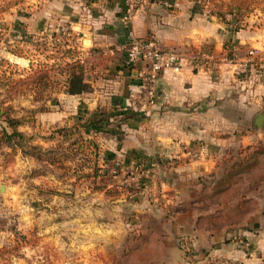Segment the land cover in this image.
I'll return each instance as SVG.
<instances>
[{"label":"crops","instance_id":"0c3cea01","mask_svg":"<svg viewBox=\"0 0 264 264\" xmlns=\"http://www.w3.org/2000/svg\"><path fill=\"white\" fill-rule=\"evenodd\" d=\"M48 1L51 25L61 26L52 29L69 30L88 50L93 90L55 94L37 129L21 130L52 134L76 125L98 156L90 179L83 174L92 172L95 155L87 143L67 169L49 164L42 172V163L21 151L2 161L10 180L4 192L0 184V214L21 205L20 257L49 260L51 253L36 250L50 247L57 258L67 254L65 264H190L179 245L186 236L196 255L264 264L262 11L254 8L234 27L219 9L225 0ZM137 38L187 55L206 51L209 65L165 70L157 100L148 104L140 78L146 63L127 64ZM55 140L43 136L35 144L47 148ZM80 162L86 164L76 170ZM142 179L146 187L134 194Z\"/></svg>","mask_w":264,"mask_h":264},{"label":"rangeland","instance_id":"374dc122","mask_svg":"<svg viewBox=\"0 0 264 264\" xmlns=\"http://www.w3.org/2000/svg\"><path fill=\"white\" fill-rule=\"evenodd\" d=\"M230 1L232 0H225L221 4ZM256 1L259 4L252 5L250 12L257 7L262 11L261 20L256 22L259 29H262V25L264 26V20H262V17L264 18V0ZM51 4L48 0H0V77L2 78V83H5L2 87L0 86V99L7 101V105L12 106V116L28 122V125L36 129L39 123V115L42 113L41 111L44 110V107H49L48 103L53 100L52 98H55L54 95L60 92L62 87L55 84L53 86L49 85L48 88L41 91L33 89L30 83L31 76L35 77L36 72L41 73L43 70L44 73H48L51 78L50 80L56 81L59 85L65 84L66 73L69 70L70 63H73L74 59L68 54L65 55L64 51L71 47V49H74L73 51H76L77 54L79 53L76 56L81 62L87 60L86 54L88 53V50L80 45V40L78 41L76 36L74 37L69 34V30L66 32L67 34L65 33L61 36L60 32L52 29L55 27L58 29L59 24L57 26L51 25ZM225 11L234 27L241 25L240 22H243V14L235 16L236 18L233 19L234 15L228 10H224L223 12ZM248 13L246 12L245 15ZM46 28H49L46 31L51 34L41 36L40 29ZM55 33L57 37L53 36ZM59 43L62 44L60 48L58 47ZM8 79L24 82L20 83L22 85H20L18 90H14L9 85ZM35 97H38L39 100L34 99ZM2 123L6 124L1 121L0 126ZM35 128L32 133H28V135H32L34 138L33 144H35L37 138L40 140L43 136L49 139L51 135L49 132L42 134L40 130L36 131ZM55 138L58 139L55 140L56 144H60L61 142H58L63 140L59 132L55 135ZM62 145L67 144L63 142ZM77 149L75 148V151ZM79 152V155L76 156L77 158L83 155V150ZM17 153L18 151L12 155V150L9 147H4L2 152H0V165L2 161L4 163L13 162ZM69 162L70 160L66 162V168H62L67 169V167L71 166ZM90 162L91 171L94 172L97 162L92 156ZM74 167L76 170L81 168V162L78 165L75 164ZM48 169L51 168H46V170ZM59 173L62 172L60 171ZM59 173L57 175H61ZM9 180L10 178L0 168V184L9 183ZM0 194L1 197L5 196L4 193ZM20 206L17 204L12 205L10 206L11 210L9 214H0V230H4V233L0 231V264H50V262L52 264V262L56 261L55 259H58L59 264H65L67 254L62 252L57 258V253L50 247H45L44 250H40V248L36 250V252L44 251L47 254L51 253L52 257L49 260L44 259L45 261H42V259H36L35 257L25 260L20 257L22 256V249L20 247L25 242L24 237L18 230ZM4 210L7 209L4 208ZM35 240L32 238L28 240V243H34ZM79 263L82 264V261H79Z\"/></svg>","mask_w":264,"mask_h":264},{"label":"trees","instance_id":"16d2710c","mask_svg":"<svg viewBox=\"0 0 264 264\" xmlns=\"http://www.w3.org/2000/svg\"><path fill=\"white\" fill-rule=\"evenodd\" d=\"M259 3L256 0H232L228 3H223L219 5V9L222 12V17L228 21L231 22V20L227 17L226 11L228 10L231 12V14L234 15L233 19H235V16L238 15H245V13L250 12L252 5H258ZM225 7V8H224ZM232 19V18H231ZM61 33V32H60ZM66 32H62L60 35L62 36ZM67 34V33H66ZM54 37H57V34L55 33L53 35ZM62 46L61 43L58 44V47L60 48ZM74 49H66L64 51V54H68L71 58H73V63H70L69 70L66 73V82L65 84L59 85L56 81V83L53 80H50V76L47 72H43V70L40 72H36V76H31L30 83L32 84L33 89L36 90H44L49 87V85H57L62 87L61 91L65 90L70 95H77L84 92H89L93 90V87L86 79V64L88 63L87 60H84L81 62L80 59L77 58L76 55L77 52L73 51ZM10 86L14 90H18L20 83H23L24 81H15L13 79H8ZM5 83H2V78L0 77V86L2 87ZM9 86V88H10ZM60 91V92H61ZM59 93V92H58ZM34 99H38V97H35ZM55 99V98H52ZM7 101L0 99V122H5L6 124L0 126V152H2L4 147H9L12 150V155H14L17 151H21L22 153L26 155H30L34 157L36 160H38L39 163H42L43 170L42 172H49L50 169L46 170V166L51 165H57L59 168H66L65 164L68 160L75 161L77 160L76 156L79 155V151L82 150L84 146H86V143L89 144L92 147L91 153L95 155V160H97V146L92 140H85L83 139L81 135V131L79 130L76 125L74 127H68V126H59L56 127V129L52 132L50 137L55 139V135L59 132L62 139L58 143L60 144H54L50 147H43L39 144H33L32 141L34 140L33 136L28 135V133L21 130L22 126L28 125L26 121L16 118L15 116L11 115L12 106L7 105ZM46 106V105H45ZM49 111V107H44V110L41 112ZM32 112V111H31ZM34 112H36L34 110ZM58 140V139H56ZM60 140V139H59ZM66 143L67 145H62ZM59 145V146H58ZM75 148H78L75 151ZM78 152V153H76ZM45 162V163H43ZM81 164H86L81 163ZM49 168V167H47ZM37 170H34L32 172V175H35ZM95 170L91 173H85L83 174V177H86L87 179H90L92 176H95ZM82 177V175H81ZM80 177V178H81ZM143 187H131V190L134 194L142 192ZM55 193V191L48 189L47 193Z\"/></svg>","mask_w":264,"mask_h":264},{"label":"built area","instance_id":"2783aa9c","mask_svg":"<svg viewBox=\"0 0 264 264\" xmlns=\"http://www.w3.org/2000/svg\"><path fill=\"white\" fill-rule=\"evenodd\" d=\"M209 59L210 56L203 50L187 55L178 49H161L150 39L137 38L128 47L127 64L132 65L138 61L146 63V68L140 75L143 88L141 95L148 104H154L157 100L156 83L162 72L167 69L180 70L186 64L195 68H203L209 65ZM197 156V153L191 155V157ZM142 166L145 167V165ZM139 187H143V190L146 187L143 179ZM241 242L245 247H250L248 240H242ZM179 245L184 252L186 261L190 264H233L229 259L223 257L196 255L191 240L186 236L179 239Z\"/></svg>","mask_w":264,"mask_h":264},{"label":"water","instance_id":"95a60500","mask_svg":"<svg viewBox=\"0 0 264 264\" xmlns=\"http://www.w3.org/2000/svg\"><path fill=\"white\" fill-rule=\"evenodd\" d=\"M262 118H263L262 115H260V116L258 117V123H259V124H261V122H262ZM1 191H2V192L5 191V186H4V185H2V187H1Z\"/></svg>","mask_w":264,"mask_h":264}]
</instances>
